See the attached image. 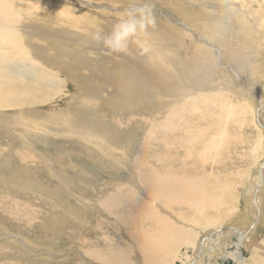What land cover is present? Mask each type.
Segmentation results:
<instances>
[{"label": "bare ground", "instance_id": "6f19581e", "mask_svg": "<svg viewBox=\"0 0 264 264\" xmlns=\"http://www.w3.org/2000/svg\"><path fill=\"white\" fill-rule=\"evenodd\" d=\"M122 1L0 0V228L21 235L12 229L26 232L43 217L39 203L30 199L35 195L28 182L32 172L61 180L60 171L82 159L112 171L115 179L113 186L102 188L98 182L88 184L93 175L81 173L70 183L73 204L91 209L122 234L114 229L120 242L108 238L105 229L96 236L73 234L69 239L78 243L74 254H81L79 259L93 264H264V63L255 61L264 45L252 31L256 21L264 40V0H231L235 9H225L228 0H188L196 3L190 9L182 8L181 0L165 1L187 23L172 16L169 24L149 28L161 43L154 51L133 43L126 53L109 54L91 35L109 33L128 13L92 7L109 3L124 8ZM136 1L142 0L125 2ZM188 23L214 39L244 73L252 77L259 71L262 88L251 87L254 94L237 90L240 85L216 69L215 56L174 26ZM56 100L65 101L69 126L39 112ZM14 111L21 113V124L10 115ZM62 124L63 135L58 133ZM35 127L46 135L34 132ZM58 134H77L87 143L70 138L77 141L74 147L60 146L53 139ZM17 135H23L25 146ZM117 149L125 150L127 158L119 151L117 158ZM248 153L258 154L255 163ZM119 169L129 172V180ZM5 170L20 173L24 184L17 181V189L16 177L8 179ZM6 182L11 190L15 186L17 196L4 191ZM87 186L98 190L97 197L82 191ZM14 208L21 211L14 214ZM140 214L150 224L130 231V216ZM13 218L22 224L14 223L19 228L7 222ZM104 220L81 223L97 229L95 224ZM5 239H0V264H12L18 254L12 251L15 242ZM18 251L23 258L44 261ZM37 251L57 258L52 251Z\"/></svg>", "mask_w": 264, "mask_h": 264}, {"label": "rangeland", "instance_id": "374dc122", "mask_svg": "<svg viewBox=\"0 0 264 264\" xmlns=\"http://www.w3.org/2000/svg\"><path fill=\"white\" fill-rule=\"evenodd\" d=\"M125 1H127V0H125ZM125 1H122V3L124 4V8H123L122 5H119L118 7L115 8L114 6H112L109 3H102V4L98 5V6L97 5L96 6H93L92 8L95 9V10H97V11H108V12L115 13V14H119V13H121V14L123 13L124 14V13H128L129 10L132 9L134 6H142L143 4L146 3V4H148L152 8V11H153L154 16H155L156 24H160V25H165L166 23L169 24L171 22L172 18H173L172 16H174L177 19L179 18L180 20L182 19L180 17L181 15L179 14V16H178V13L175 12V8H173V7L169 6V5L167 6V3L165 2V1H167L168 3H171L172 1L178 2V0H142V1H136V2H133V3L132 2H125ZM189 1L188 0H181L180 3H181L182 8L183 7H186V9H188V8L190 9L192 6L195 7L194 5L196 3L189 2ZM227 3H229V5L227 7H225V9H228V7L229 8L233 7V5L231 4V0H228ZM81 5H79V6L81 7ZM127 6H129V7L131 6V7L130 8L129 7L127 8ZM235 7L236 8H239V10H244V8H242V7H239V6H235ZM218 9H220V8H218ZM182 22H186L187 23V21H184L183 19H182ZM255 22L256 21H254V23ZM254 23H253L254 28H253L252 25H250L251 26V29L253 28L252 31L255 33V35L259 39L262 40L263 45H264V40L259 36L258 30H256L257 29V23H255L256 25ZM180 25H174V26H177L178 27L177 29L181 33L185 34L188 37V39L190 40V42L192 44H196V45L197 44H201V45H204V47L207 48L208 51H210L209 53H211V54H213L215 56L214 57L215 59L213 61H214V64H215L216 69L219 68L220 70H222L223 73L226 74V76H228L229 81L235 83L236 85L237 84L240 85V86H238L236 88L237 90H244L245 89V91H247L249 94H254V91L252 90L251 87L257 89L256 86L258 84L260 86V88H262L263 77H260L259 71L256 74L252 73L253 72L252 71L251 72L252 73L251 74L252 77H250L249 74L244 73V70H242L241 68H239L234 62L230 61L227 58V56H225L223 54V50L221 49L220 45L214 39L207 38L205 35H203V33L201 31L197 30L196 27H195L196 25H193V24H190L189 25V23L185 27L180 26ZM192 39H194V40H192ZM143 40H144V44H143L144 46L138 45L139 47L141 46L142 49L149 50L148 48H150V51L151 50L154 51V49H158V47L161 45V43H159L160 40H156L155 36L153 34L151 35L150 32H148V35L145 38H143ZM152 41H153V43H152ZM202 41H207V42L211 43L212 45L214 44V46L211 47L210 44L206 45ZM134 45L136 46L137 44L134 43ZM146 47H148V48H146ZM216 49H217V52H216ZM163 50H165V52L164 51L162 52L163 55H164V54H166L167 51H166V49H163ZM261 54H262V56L259 59L255 60L257 63L259 62L260 64L261 63H264V50L262 51ZM216 57H218V58L216 59ZM219 61L222 63V66L223 67L220 66V65H216V63H218ZM229 62L230 63L232 62V63L230 64ZM234 65L237 66V67H235ZM219 69H217V70H219ZM223 75H218V76L223 77ZM233 77H234V79H233ZM25 82L31 83L30 80H26ZM223 85L228 86V84L226 82H223ZM247 86L248 87L250 86V88H248ZM260 91L263 92L262 89H260ZM73 94H74V92L73 93L72 92H67L66 93L67 96H69V95L70 96H73ZM63 100L58 101V102L56 100V102H55L54 105L44 106V107H42L39 110V112H41V114L44 113L46 115H54L57 118H61V120L65 121L66 120V118H65L66 117V111H64V109L67 110V107H66V105H64L65 104V101H63ZM256 100H257V98H255V101ZM0 109H1V107H0ZM11 113L12 114H10V115L13 118H16V122H18V123L21 124V121H19L20 120L19 119V115L21 113L19 111H14V112H11ZM37 117H39V116H37ZM69 118L70 117H68V119ZM20 124H18L19 125V128L20 129H23V126L24 125L22 126ZM66 124H68V126H69V122H67ZM37 128L38 127H35L34 128L36 130L34 132H37L39 130L38 131L39 134L42 135L43 133L40 131L41 128H39V129H37ZM28 129L30 130V128H27V130ZM58 133H60L61 135L66 134V133H63V130H61V128L59 129V132ZM45 134H43V135H45ZM61 135L58 134L57 135L58 137H53V139L56 142H59L60 143V146L68 145V146L74 147L76 145L75 142H77V141L70 140V138H78L79 140L83 141L81 139V137L80 138L77 137L78 136L77 134H75V135H73L72 137H69V138L61 137ZM22 136L23 135H21V136H18L17 135V137L15 139L18 141V144L21 143L22 145L25 146L26 144L24 143V140H23ZM21 138H22V141H21ZM84 142L87 143V141H83V143ZM38 146L39 145L35 143V147L39 150ZM72 147H67L66 149L71 150ZM97 150L102 151L100 149H97ZM118 151L121 152V154ZM115 153L117 154L116 155L117 158H121L120 155H122V153H123L122 156L125 159L127 158V153H126L125 150L122 151L121 149H119V150L117 149V151ZM57 154H59V153H57ZM56 156H58V155H56ZM255 156L258 157V154H249V158H250L249 160H252L255 163V159H253V157H255ZM74 161L75 162H74L73 165H71V166L67 165L68 170L62 169V171H60L61 173L63 172L62 173V177L63 178H61L62 182H61V180H59L56 177H52L49 174H45V172H43V171H37L36 170V171L32 172L29 175V178L34 175V177H32V178L35 179V180H33L32 178H30V180L28 181V182H31L29 184V188L31 190L35 191V193H34L35 195L34 196L31 195L32 197H30V199L32 198V200H35L37 203L40 204V205L38 204V206H37L36 203H35L37 209H41V208L43 209V217H39L38 218V222H36L35 226H32L31 229H29L26 232L21 231L20 229H12V231H18V232L22 233L23 236H22V234L21 235L20 234H17V233H14L13 234L12 232L7 231L6 228H2V229L0 228V231L3 232V234H5L7 236L6 237L4 235H0V239H5L6 238L11 243H12V240H14V242H15V246L16 247L12 251L13 252H16V254L17 253L18 254L16 255V258H14L12 261L10 260L11 262H13L12 264H45L44 261H46L47 264H54V263H56V264H72V263H78V262L79 263H82V264H93L92 261H90V260L89 261H86V260L83 259V257H81L79 259L78 256H82L81 254H79V253L78 254H74L77 250H79V246L77 245L78 243H75L73 241L70 242L71 240L69 238L72 237L73 234H77V236H81L82 234H84V232H87L88 235L96 236V235H99L100 234L99 232H97V230H99V231L102 230L103 231L105 229V230H108V232L105 233L108 236V238L111 237L112 240L115 241V239L116 240L118 239L117 238V235L122 234L121 231H117L119 229L117 226L115 227V226H113V224L111 222H107L102 217L93 214L91 212V209L89 211V209H87V210L81 209L80 207L76 206V204L74 205L73 204V201L74 200L72 198L73 191H71L72 189L70 187L71 184L74 183V181L76 182L77 180H79L78 177H79V175L81 173L82 174H90V175H93L92 178H90L88 181L85 179L88 182V184H92L94 186V183L98 182V184H101L102 185V188L103 187H106V186L111 187V186H113L112 182H114L113 180L115 179V176L114 177H111L112 179L110 178V175L112 176L113 175V172L112 171L108 172V170L103 171V169L100 168L99 166H97L96 168H94V167H91L89 164L86 165L87 163H85L84 161H82V159H79V160L78 159H76V160L74 159ZM64 163H65V161H64ZM64 163L62 164V166L64 165ZM2 167H5V166H2ZM119 170H121L122 173L125 175L126 179L129 180V176L127 174L129 172H127L126 169L125 170L119 169ZM5 171H6V174L8 175V179H10L11 177H16V180L14 182L12 181V183L16 184L17 181H20L21 183L24 184L25 181L22 179V177H20L21 176L20 173L14 174V173H12L9 170H5ZM66 173H67V176H70L69 178L66 177ZM109 173H110V175H109ZM123 174H120V175L123 177ZM49 176H51L52 178H54V180L51 177H49ZM94 179H96V180H94ZM132 179H134V178H132ZM56 182H58V183H56ZM7 184L9 185V183L6 182L5 183V186H2L3 189H4V191H5V189H7V192L8 193H10L12 195H15L14 194V191H13L15 189V186L12 185L11 187H12L13 190H11L10 187L8 188V185ZM18 184L19 183H17L16 185H18ZM36 184H37V187H35ZM57 184H59V185H57ZM68 185H69V187H68ZM58 186L61 187V188H59ZM20 187L21 186L18 185L17 186V189L20 188ZM65 187H67V189ZM80 187L82 188V186H80ZM22 188H23V186H22ZM64 188L66 189V191H65ZM55 189L56 190H59L61 192L58 193L59 191H56ZM37 191H39V193ZM82 191L83 192H86L88 194V196H90V197H97V193H95V191L98 192V190H96V188L94 190L90 186H87V187L83 188ZM82 191H81V193H82ZM52 192H53V194H52ZM63 192H64V195H63ZM40 194H42L41 195L42 198L40 197ZM15 196H17V195H15ZM28 196H30V195H28ZM46 196H48V197H46ZM49 197H50V199H49ZM15 198H17V197H13V198L10 197V200H13ZM43 199H44V201H43ZM52 200L53 201L55 200L54 203H53ZM61 200L62 201L64 200V201L62 202ZM40 202H43V204L40 203ZM20 211L21 210L18 209V208H14L13 209L14 214L19 213ZM122 212L124 213L125 210H123ZM73 213H74V215H73ZM130 217H131V220L134 222L133 224L130 225V231L134 230V231H138L139 232L140 228H143L146 225H149L150 224L149 222H146L145 220L142 219L141 214L138 215V216H130ZM84 220H86V222L90 220V223L91 224H94V222L95 223H98L100 220H104L105 222L103 221L102 223L95 224V226H97V229H85L84 226H86V224H84L85 223ZM7 222H9L14 227H17V225L14 224V223L21 224L20 221L18 219H16V218H13L11 220H7ZM81 222H84V223H81ZM121 224L124 225L123 222H121ZM112 226H113V229H112ZM62 227H63L64 230L62 229ZM17 228H19V227H17ZM66 229H67V231H66ZM114 229L117 231V235H115L116 234V231ZM123 229H127L126 224L123 226ZM262 229H264V227H262ZM112 230H114V231H112ZM259 230H260V228H259ZM67 232H69V233L67 234ZM9 235H12V238H10ZM261 235H262V231H261L260 234H257V236H255V240L257 242L261 239ZM123 236L124 235H121L120 238H122ZM13 237H15V238H13ZM118 242H120L119 239H118ZM25 244H28L30 247L32 246L31 247V250H28L25 247ZM38 245H40V246H38ZM42 246H45L46 249L44 247H42ZM2 247H4V246H2ZM36 248L37 249H41V250L44 249V250L48 251V253H50L52 251L51 252L52 255H56L57 258L56 259H53L54 261H52V260L49 259L50 258L49 256L45 255L42 252H39V253H41L39 255ZM55 248L57 249V251L55 250ZM19 249L23 250L24 252H27L29 254V256L32 255V256H34V257H36L38 259H43L44 261H40L39 262L38 260L31 259L30 257L29 258H25V257L23 258V256L18 251ZM252 249H256V247L255 248H252ZM46 256H47V258H46ZM242 259H245V258L242 257ZM132 264H138V262L135 261V260H133V263Z\"/></svg>", "mask_w": 264, "mask_h": 264}, {"label": "clouds", "instance_id": "9594fccd", "mask_svg": "<svg viewBox=\"0 0 264 264\" xmlns=\"http://www.w3.org/2000/svg\"><path fill=\"white\" fill-rule=\"evenodd\" d=\"M155 24L152 8L145 3L130 9L128 15L116 22L109 33L102 34V30H97L91 38L102 44L109 54L126 53L130 44L143 46V38Z\"/></svg>", "mask_w": 264, "mask_h": 264}, {"label": "crops", "instance_id": "0c3cea01", "mask_svg": "<svg viewBox=\"0 0 264 264\" xmlns=\"http://www.w3.org/2000/svg\"><path fill=\"white\" fill-rule=\"evenodd\" d=\"M55 120L57 121V117L55 118ZM63 122V120H61V118H58V121L57 122ZM64 122H66V120L64 121ZM58 126V125H57ZM61 127H63V124H62V126H60V128ZM54 129H56V128H54ZM46 135V134H45ZM47 135H48V133H47ZM67 136H69V134H67ZM73 136V135H72Z\"/></svg>", "mask_w": 264, "mask_h": 264}]
</instances>
